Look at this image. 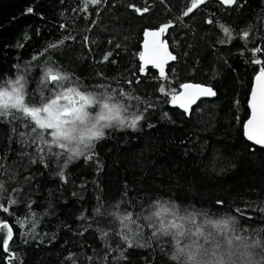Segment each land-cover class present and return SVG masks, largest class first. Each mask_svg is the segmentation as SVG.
<instances>
[{
    "label": "trees",
    "instance_id": "16d2710c",
    "mask_svg": "<svg viewBox=\"0 0 264 264\" xmlns=\"http://www.w3.org/2000/svg\"><path fill=\"white\" fill-rule=\"evenodd\" d=\"M129 4L150 10L140 15ZM190 5L102 0L85 9L83 0H0V85L24 76L27 100L45 68L55 65L69 77L67 86L112 96L129 119L144 116L137 131L106 129L94 142L92 161L85 149L71 160L62 154L41 162L36 134L19 121L14 133L0 120V224L13 232L6 250L0 244V264H103L101 258L107 264H175L172 238L154 236L148 220L164 209L197 214L198 224L204 214H231L240 235L264 236V148L247 141L243 127L261 67L255 60L264 62V0H247L240 9L208 0L184 15ZM29 6L34 14H25ZM169 22L164 41L177 60L165 66L166 78L154 67L141 72L145 30ZM188 82L217 92L190 115L168 95ZM124 215L136 220L139 231L129 235L138 247L129 249L123 240ZM161 218L172 219L168 212ZM3 231L0 240L7 238Z\"/></svg>",
    "mask_w": 264,
    "mask_h": 264
},
{
    "label": "snow or ice",
    "instance_id": "6c2138e0",
    "mask_svg": "<svg viewBox=\"0 0 264 264\" xmlns=\"http://www.w3.org/2000/svg\"><path fill=\"white\" fill-rule=\"evenodd\" d=\"M101 2L102 0H83L85 9L90 4L96 5ZM207 2L208 0H191V5L187 7L184 15H188ZM220 3L240 9L244 8L247 0H243V2L241 0H220ZM127 6L140 15L150 10L146 6L143 8L134 4ZM25 14H34V7H27ZM208 23H212V21L209 20ZM170 27H173L171 22L158 26L156 31H145V36L150 39L145 43L148 54L141 53L140 55V59L145 66L140 69L141 72H144L146 66L151 63L154 68L159 70V75L166 78L165 66L169 60H177V56L172 55L168 51L167 42L161 41L159 38ZM221 28L226 35H231V30L228 27L221 25ZM242 35L247 38L250 32L244 31ZM84 40L87 42L88 37H84ZM49 47L55 48L56 45L52 44ZM116 47H119V44ZM261 50L260 47L254 49L255 52H261ZM111 55V52H109L103 57V61L107 62ZM255 63L261 65V67L258 75L254 77V86L250 91L248 102L250 116L243 127L247 141L264 148V62L256 59ZM54 68L55 65L45 68L44 75L37 85L38 91L29 94L27 100L24 76H19L15 80H9L4 85H0V120L12 125L11 131L14 133L17 132L15 122L19 121L23 128L30 129L31 132L36 134L32 138V142L37 144V153L40 155L41 162L44 161L46 156L51 155L55 158L62 154L67 155V158L71 160L73 157L84 155L85 149L90 153L86 156V160L92 161L97 155L93 151L94 142L104 138V129L113 128L114 122L115 126L122 129L127 127L133 131L138 130L139 122L144 119L143 115H133L131 119L123 116L122 113L126 111L125 106L115 102L112 96L88 91L82 85L77 87L67 86L69 77L58 70L54 71ZM137 83H139V80H137ZM49 84H51V87H48ZM182 88L185 90L183 93L169 92L168 95L171 96V102L174 105L179 104V107L189 115L192 105L196 104L199 99L217 96L216 90L211 85L183 84ZM160 91L163 92L164 89L161 88ZM165 117H167V114H165ZM149 127H152V125H149ZM18 135L23 138L25 133L18 132ZM54 149L60 151H54ZM100 170H102V166ZM57 175L64 182H67L63 171L58 172ZM3 192L4 186L0 183V193ZM10 202L17 203L18 201ZM216 203L223 205L225 202L217 200ZM3 210L7 212L8 208L4 207ZM165 212H168L172 219L161 218ZM153 216L158 219L153 221V217L149 216L148 220L152 222L150 226L154 229V236L158 234L168 236L170 230H177L180 235H184V232L187 231L192 237L205 235L211 237L214 235L212 229L221 232L228 229L231 233V237L228 238L229 242L232 239L236 241L242 239L235 227L229 228L230 224L236 223L233 217L217 220L204 214L202 223L198 224L197 214H181V210L164 209L156 211ZM33 220H35V215H33ZM120 221L125 230L122 232V236L127 248L132 249L140 246L129 235V233L135 234L136 231H139L138 228H134L135 218L132 215H124L120 217ZM188 225L192 227L188 228ZM4 229H7V238L0 240V244L6 250L13 232L7 224H0V237L5 235ZM105 236H107V233H105ZM204 242L207 243V239ZM120 258L126 259L123 254ZM101 259L103 264H107L104 258ZM171 259L174 260L176 257L171 256Z\"/></svg>",
    "mask_w": 264,
    "mask_h": 264
},
{
    "label": "clouds",
    "instance_id": "9594fccd",
    "mask_svg": "<svg viewBox=\"0 0 264 264\" xmlns=\"http://www.w3.org/2000/svg\"><path fill=\"white\" fill-rule=\"evenodd\" d=\"M128 117L130 113H122ZM115 126V122H114ZM106 129H104L105 131ZM233 217L231 214L216 218L217 220ZM235 224H230L229 228L235 227L239 234V224L237 218L233 217ZM191 228V225L187 226ZM213 236L192 237L185 231L180 235L177 230H170V236L174 242L172 259L175 264H264V236L240 235L241 240L234 239L229 242L231 233L228 229L223 232L212 229ZM207 239V243L204 241Z\"/></svg>",
    "mask_w": 264,
    "mask_h": 264
},
{
    "label": "water",
    "instance_id": "95a60500",
    "mask_svg": "<svg viewBox=\"0 0 264 264\" xmlns=\"http://www.w3.org/2000/svg\"><path fill=\"white\" fill-rule=\"evenodd\" d=\"M156 30H158V29H146L145 31H156ZM143 43H142V53H144V54H148L147 53V50H146V48H145V43H146V41H148L150 38L149 37H146L145 36V32H144V35H143ZM161 41H164V36H163V34H161V36H160V38H159ZM168 51L169 52H171L172 53V51H171V49L169 48V46H168ZM172 55H174L173 53H172ZM142 63H143V66H144V62L142 61ZM171 63H173V61H171V60H169V62L166 64V66L167 65H170ZM145 67V66H144ZM151 67H153V65L151 64V63H149L147 66H146V68H151ZM185 84H192V85H197V84H199V83H193V82H188V83H185ZM200 85H203V84H200ZM205 86H207V85H205ZM254 86V80H253V84H252V87ZM185 90L182 88V90H181V92L179 93V94H181V93H183ZM208 98H211V97H202L201 99H199L197 102H196V104H194V105H192V107H191V109H193L201 100H203V99H208ZM172 105L173 106H175V107H178L179 109H181L180 107H179V104H173L172 103ZM182 111H184L183 109H181ZM185 112V111H184ZM251 143H253V142H251ZM254 144V143H253Z\"/></svg>",
    "mask_w": 264,
    "mask_h": 264
}]
</instances>
